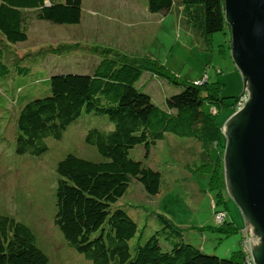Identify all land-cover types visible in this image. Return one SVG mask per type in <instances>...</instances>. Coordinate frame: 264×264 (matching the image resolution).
I'll use <instances>...</instances> for the list:
<instances>
[{"label":"trees","instance_id":"16d2710c","mask_svg":"<svg viewBox=\"0 0 264 264\" xmlns=\"http://www.w3.org/2000/svg\"><path fill=\"white\" fill-rule=\"evenodd\" d=\"M147 1L152 14L166 15L177 9L175 0ZM180 2L183 7L201 11L199 33L208 44L214 34L230 33L224 0ZM82 8L83 0H0L3 43L0 44V91L19 107L16 153L35 157L45 154L49 150L48 140H61L67 128L84 113L106 116L114 125L112 131L93 128L85 139L105 161L68 154L57 164L55 225L67 245L93 264H248L242 234L240 249L230 258H220L187 242L182 228L156 212L153 217L161 228L132 251L130 242L138 234L139 226L127 210L116 206L133 182L140 183L150 196L161 193L164 177L147 161L158 142L172 134L193 139L203 146L202 164L205 163L206 171L210 172L211 188L221 197L215 210H223L225 175L223 177L219 166L214 168L210 164V150L224 148L226 141L216 121L218 112L212 111L225 106L217 82L207 79L204 88L194 83L179 84L181 91L168 96L165 104L159 106L147 90L137 87L143 73L154 71L169 83L176 80L154 60L149 59L160 69L148 65V59L131 58L100 47L93 49L100 62L88 73L58 72L46 81L37 76L27 80L22 77L32 76L34 70L22 65L15 79L12 78L11 67L5 61V48L28 41L26 12H36L39 21L78 25L82 20ZM138 148L144 149L141 160L132 156ZM221 166L224 168L223 161ZM207 229L227 237L237 232L228 216L221 226H208ZM0 264L51 263L38 247L36 235L29 226L13 217L0 215Z\"/></svg>","mask_w":264,"mask_h":264},{"label":"rangeland","instance_id":"374dc122","mask_svg":"<svg viewBox=\"0 0 264 264\" xmlns=\"http://www.w3.org/2000/svg\"><path fill=\"white\" fill-rule=\"evenodd\" d=\"M175 6L177 9L165 15L150 13L147 0H83L82 20L78 25L39 21L36 12L28 11V41L6 47L5 61L11 67L13 79L17 69L24 65L34 72L22 79L37 76L46 81L58 72L93 71L100 62L94 55L96 47L131 58L154 60L176 82L169 83L154 71H145L138 89L147 90L154 103L163 106L168 96L181 91L179 84L194 83L204 88L205 79L217 82L225 106L212 111L218 112L217 124L224 129L236 112V99L245 92L243 76L231 57L230 33H216L208 44L199 33L201 11L183 7L180 0H175ZM0 44L3 45L1 36ZM147 64L158 67L152 61ZM11 101L0 91V215L29 226L51 264H93L67 245L55 225L59 180L56 168L68 154L105 161L85 139L93 128L112 131L114 125L106 116L84 113L67 128L61 140H48L49 150L45 154L39 157L18 155L15 142L19 107ZM224 149L220 146L210 150V164L214 168L219 166L222 175ZM202 152L200 143L172 134H167L165 140L151 150L147 164L164 177L161 193L150 196L140 183L133 182L116 205L127 210L139 226L138 234L130 242L132 251L161 228L153 217L155 212L172 220L184 230L187 242L208 254L230 258L240 249V232L246 227L244 216L227 190L222 191L225 208L215 210L221 197L211 188V175L206 171V164H202ZM143 155V148L132 153L138 160L143 159ZM217 212L233 220L235 234L227 237L207 229L225 223V220L215 219Z\"/></svg>","mask_w":264,"mask_h":264},{"label":"water","instance_id":"95a60500","mask_svg":"<svg viewBox=\"0 0 264 264\" xmlns=\"http://www.w3.org/2000/svg\"><path fill=\"white\" fill-rule=\"evenodd\" d=\"M224 2L231 57L248 95L223 129L225 185L251 233L253 262L264 264V0Z\"/></svg>","mask_w":264,"mask_h":264},{"label":"built area","instance_id":"2783aa9c","mask_svg":"<svg viewBox=\"0 0 264 264\" xmlns=\"http://www.w3.org/2000/svg\"><path fill=\"white\" fill-rule=\"evenodd\" d=\"M205 80H207V79H205ZM247 101H248V95L247 94H245L244 96H241L236 102V105H235L236 111L241 110L245 106ZM215 214H216L215 219L219 222L224 221L227 217L225 215V213H223V212H217ZM241 234L244 237V241H243V247L244 248L243 249L245 251L244 253L246 255L247 263L248 264H254L252 256H251V251L249 248L251 233H249L248 229H244Z\"/></svg>","mask_w":264,"mask_h":264},{"label":"crops","instance_id":"0c3cea01","mask_svg":"<svg viewBox=\"0 0 264 264\" xmlns=\"http://www.w3.org/2000/svg\"><path fill=\"white\" fill-rule=\"evenodd\" d=\"M215 206V205H214ZM230 220H232V219H230ZM233 221V220H232ZM245 229V228H244Z\"/></svg>","mask_w":264,"mask_h":264}]
</instances>
